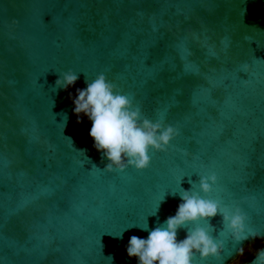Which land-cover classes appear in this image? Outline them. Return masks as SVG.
Listing matches in <instances>:
<instances>
[{"label": "water", "instance_id": "obj_1", "mask_svg": "<svg viewBox=\"0 0 264 264\" xmlns=\"http://www.w3.org/2000/svg\"><path fill=\"white\" fill-rule=\"evenodd\" d=\"M69 69L77 81L55 91ZM99 73L178 132L146 169L102 171L91 121L77 123L76 89ZM213 172L201 197L239 206L257 236L225 233L220 261L193 264H231L261 241L252 264L264 248V0H0V264H138L129 238L146 239L140 228L175 215L172 193L190 180L199 192ZM209 222L218 235L221 217Z\"/></svg>", "mask_w": 264, "mask_h": 264}, {"label": "clouds", "instance_id": "obj_2", "mask_svg": "<svg viewBox=\"0 0 264 264\" xmlns=\"http://www.w3.org/2000/svg\"><path fill=\"white\" fill-rule=\"evenodd\" d=\"M77 79L78 74L69 69L59 73L53 88L55 91L66 90ZM85 83V88L76 89L72 100L73 112L77 123H80L81 114L91 121L89 136L94 142L93 147L101 154L102 160H107L102 171L122 172L128 167L138 171L146 169L150 163L149 150L153 153L166 151L178 134L173 126L161 119L153 121L144 116L140 106L133 104L132 97L122 94L105 74H97L91 82L86 78ZM77 151L85 154V150ZM216 182L214 172L207 176L199 175V192L193 191L197 182L190 180L189 189L182 188L181 192L172 193L174 196L178 194L182 201L175 215L167 217L163 224L151 230L139 227L148 231V236L146 239L138 236L129 238L126 246L128 257H135L138 264H193L197 255L200 260L212 257L220 261L224 241L219 236L227 233L236 244L255 239L257 234L246 225L247 215L239 206L223 204L219 198L201 197L200 193L206 197ZM217 215L221 217L222 228L214 236L212 233L216 230L209 221ZM200 222H205V226H200ZM182 228L186 229V236L177 240L178 230ZM115 237L122 238V233ZM252 264H264V248L255 254Z\"/></svg>", "mask_w": 264, "mask_h": 264}, {"label": "trees", "instance_id": "obj_3", "mask_svg": "<svg viewBox=\"0 0 264 264\" xmlns=\"http://www.w3.org/2000/svg\"><path fill=\"white\" fill-rule=\"evenodd\" d=\"M262 244L261 241H256L252 244H248L243 248V251L239 253L238 257L236 260H234L231 264H241L243 261H245L251 254L252 252L258 248ZM252 247L251 250H249Z\"/></svg>", "mask_w": 264, "mask_h": 264}, {"label": "flooded vegetation", "instance_id": "obj_4", "mask_svg": "<svg viewBox=\"0 0 264 264\" xmlns=\"http://www.w3.org/2000/svg\"><path fill=\"white\" fill-rule=\"evenodd\" d=\"M251 249H252V247L249 250H251Z\"/></svg>", "mask_w": 264, "mask_h": 264}]
</instances>
